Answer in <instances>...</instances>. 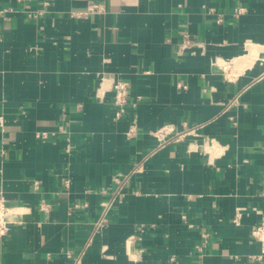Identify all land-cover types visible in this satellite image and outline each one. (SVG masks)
Listing matches in <instances>:
<instances>
[{
    "label": "crops",
    "instance_id": "crops-1",
    "mask_svg": "<svg viewBox=\"0 0 264 264\" xmlns=\"http://www.w3.org/2000/svg\"><path fill=\"white\" fill-rule=\"evenodd\" d=\"M0 119V264H264V0H0Z\"/></svg>",
    "mask_w": 264,
    "mask_h": 264
},
{
    "label": "built area",
    "instance_id": "built-area-1",
    "mask_svg": "<svg viewBox=\"0 0 264 264\" xmlns=\"http://www.w3.org/2000/svg\"><path fill=\"white\" fill-rule=\"evenodd\" d=\"M205 1V0H204ZM47 5V3H45ZM203 7L205 8L206 5L204 4ZM209 9V8H208ZM90 12H97V7L91 6L89 7ZM209 11L212 13V9H209ZM244 8L239 7L235 10V16L237 17L240 14H243ZM218 22H221V18L217 20ZM192 40L189 39L188 35L184 36L183 39V46L191 45ZM113 78V77H112ZM100 90L97 91V97L99 99H102L105 96V91L99 88ZM130 84L125 80H120L117 78H113L111 80V92L113 93V104L119 108L117 109L115 113V119H119L123 113L125 112V106L128 102V98L130 95ZM3 125L2 119H0V126ZM130 133H134V129L131 128ZM42 136L45 138L47 135L44 133ZM161 137H164L163 134H161ZM264 196V195H263ZM110 208V205L107 206L105 209L102 218L100 219V222L97 223L96 229H100L103 227L107 221L106 216L108 209ZM43 210H46V207H43ZM15 209L12 207L4 197V193L2 190H0V240L4 238L10 230L11 227V215L14 213ZM250 235L252 237V240L259 244L260 246V254L257 256V259L259 261L264 262V216L261 217L260 221L256 223L250 231Z\"/></svg>",
    "mask_w": 264,
    "mask_h": 264
}]
</instances>
